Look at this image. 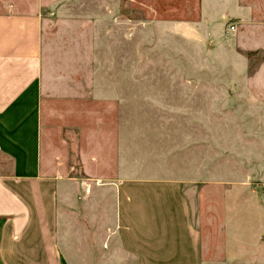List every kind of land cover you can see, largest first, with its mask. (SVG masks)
Masks as SVG:
<instances>
[{
    "label": "crops",
    "instance_id": "obj_1",
    "mask_svg": "<svg viewBox=\"0 0 264 264\" xmlns=\"http://www.w3.org/2000/svg\"><path fill=\"white\" fill-rule=\"evenodd\" d=\"M186 4L191 12L192 0ZM195 4L194 16L174 19L158 13L177 11L174 4L148 9L160 26L179 33L202 28L219 37L228 22L264 28V0ZM44 6V0H0V264H66L60 238L65 209L93 188L109 195L104 210L120 249L136 264H204L197 222L205 183L203 151L197 148L202 135L191 136L195 147L183 148L178 177H165L171 166L155 160L149 168V159L136 157L140 137L135 144L125 141L121 81L112 85L104 77L82 84L45 71ZM184 8L183 1L179 9ZM259 44L264 50V35ZM245 86L260 91L243 101L258 108L259 145L250 141L235 155L248 167L243 181L264 182V82ZM162 89L171 91L172 85Z\"/></svg>",
    "mask_w": 264,
    "mask_h": 264
},
{
    "label": "rangeland",
    "instance_id": "obj_2",
    "mask_svg": "<svg viewBox=\"0 0 264 264\" xmlns=\"http://www.w3.org/2000/svg\"><path fill=\"white\" fill-rule=\"evenodd\" d=\"M195 3L188 12L186 0H44L45 71L82 84L104 77L112 85L121 81L125 141L135 144L140 137L136 157L149 159V168L151 160L170 165L165 177L180 175L183 148L195 147L191 136L202 135L197 148L205 183L197 222L204 264H264V182L243 181L248 167L235 155L250 141L259 145L258 108L243 101L260 95L245 85L264 82V28L238 26L229 33L227 23L213 39L202 28H164L148 9L174 4L177 11L158 13L192 17ZM163 85L172 90L163 91ZM214 178L224 181L206 183ZM86 193L65 209L60 238L66 264H136L120 249L104 210L109 195L95 188Z\"/></svg>",
    "mask_w": 264,
    "mask_h": 264
},
{
    "label": "built area",
    "instance_id": "obj_3",
    "mask_svg": "<svg viewBox=\"0 0 264 264\" xmlns=\"http://www.w3.org/2000/svg\"><path fill=\"white\" fill-rule=\"evenodd\" d=\"M228 32L231 33V32H234L236 30V25L234 22H228Z\"/></svg>",
    "mask_w": 264,
    "mask_h": 264
}]
</instances>
